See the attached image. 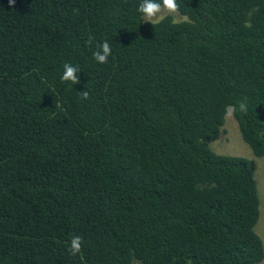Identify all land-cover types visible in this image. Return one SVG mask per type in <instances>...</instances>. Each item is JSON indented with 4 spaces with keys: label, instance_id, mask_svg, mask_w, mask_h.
<instances>
[{
    "label": "trees",
    "instance_id": "16d2710c",
    "mask_svg": "<svg viewBox=\"0 0 264 264\" xmlns=\"http://www.w3.org/2000/svg\"><path fill=\"white\" fill-rule=\"evenodd\" d=\"M140 3L0 0V264L263 261L264 0H176L154 23ZM229 112L254 161L213 150ZM134 128L146 178L124 166Z\"/></svg>",
    "mask_w": 264,
    "mask_h": 264
},
{
    "label": "clouds",
    "instance_id": "9594fccd",
    "mask_svg": "<svg viewBox=\"0 0 264 264\" xmlns=\"http://www.w3.org/2000/svg\"><path fill=\"white\" fill-rule=\"evenodd\" d=\"M14 4H15V0H9V6H14ZM162 8L167 9L168 12L170 13H176L178 11V5L176 3V0H160V2H157V0H142V3H140L137 10L143 15L144 22L154 23L157 21L158 14L161 12ZM110 54H111V47L109 43L105 41L100 46V50L93 53V58L98 63L103 64L107 62ZM63 68H64V72L61 77L62 81H71L73 84H78L80 82L76 74L78 71L76 67L66 63L63 65ZM81 96L84 99H87L88 92L87 91L81 92ZM243 107L244 106L241 105V109H243ZM134 132H135V142L127 152L126 162L124 166L126 172L132 170L134 173L139 174L146 178L148 175V167L151 158L153 157L152 150L154 147V141L150 136L146 135L141 129L134 128ZM258 211H259V205H258ZM81 244H82V239L80 236H74L72 238L69 248V251L72 253V255H76L80 252ZM132 264H140V263L134 261Z\"/></svg>",
    "mask_w": 264,
    "mask_h": 264
},
{
    "label": "rangeland",
    "instance_id": "374dc122",
    "mask_svg": "<svg viewBox=\"0 0 264 264\" xmlns=\"http://www.w3.org/2000/svg\"><path fill=\"white\" fill-rule=\"evenodd\" d=\"M166 14L173 15L175 19L180 17L178 12L170 13L167 9L162 8L161 12L158 14V19ZM223 129L225 131L224 134H220L221 136L218 141L211 143L216 154L242 157L254 161L252 152L248 145L242 140L237 123L230 112L226 117ZM255 164H257V171L254 177L257 183L259 197V219L255 225L254 231L264 244V158L259 163L255 162ZM259 264H264V259Z\"/></svg>",
    "mask_w": 264,
    "mask_h": 264
}]
</instances>
